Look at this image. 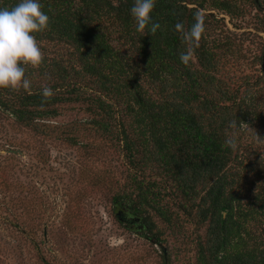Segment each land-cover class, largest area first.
<instances>
[{"label":"trees","instance_id":"1","mask_svg":"<svg viewBox=\"0 0 264 264\" xmlns=\"http://www.w3.org/2000/svg\"><path fill=\"white\" fill-rule=\"evenodd\" d=\"M16 3L0 0V7ZM41 3L50 25L37 41L64 55L25 66L30 91L0 89V112L36 130L60 104L80 105L126 162V185L112 196L121 225L158 243L153 216L168 226L181 214L195 227V264H264V70L227 73L243 60V42L217 16L239 28L253 8L262 15L255 30L264 32V0H156L161 28L152 36L136 31L133 0ZM197 11L205 30L185 65L175 25L187 31ZM263 49L244 60L261 65ZM44 86L54 91L47 101Z\"/></svg>","mask_w":264,"mask_h":264},{"label":"rangeland","instance_id":"2","mask_svg":"<svg viewBox=\"0 0 264 264\" xmlns=\"http://www.w3.org/2000/svg\"><path fill=\"white\" fill-rule=\"evenodd\" d=\"M250 10L239 28L217 14L243 42V60L226 66L233 78L261 68L247 62L264 43L255 30L262 15ZM40 47L46 59L64 55L57 44ZM58 112L36 130L0 112V264H195V227L181 214L168 226L153 216L158 243L116 220L112 196L126 185L122 153L90 127L80 105L60 104Z\"/></svg>","mask_w":264,"mask_h":264},{"label":"clouds","instance_id":"3","mask_svg":"<svg viewBox=\"0 0 264 264\" xmlns=\"http://www.w3.org/2000/svg\"><path fill=\"white\" fill-rule=\"evenodd\" d=\"M156 0H133L130 15L136 31L143 36L154 35L161 25L153 20ZM194 23L185 31L182 23L175 25L185 51L180 53L181 63L188 65L204 30L202 12L194 13ZM50 17L43 11L41 0H18L13 7H0V89L30 91L32 82L27 78L25 66L39 68L44 60L36 34L49 28ZM42 101L54 96L49 86L41 89ZM226 143L235 147L232 140Z\"/></svg>","mask_w":264,"mask_h":264},{"label":"water","instance_id":"4","mask_svg":"<svg viewBox=\"0 0 264 264\" xmlns=\"http://www.w3.org/2000/svg\"><path fill=\"white\" fill-rule=\"evenodd\" d=\"M261 68L264 70V58H263V61L261 63Z\"/></svg>","mask_w":264,"mask_h":264}]
</instances>
